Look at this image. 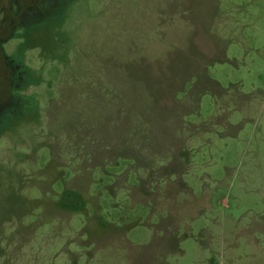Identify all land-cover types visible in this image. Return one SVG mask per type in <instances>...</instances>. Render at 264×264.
<instances>
[{
    "label": "rangeland",
    "instance_id": "obj_1",
    "mask_svg": "<svg viewBox=\"0 0 264 264\" xmlns=\"http://www.w3.org/2000/svg\"><path fill=\"white\" fill-rule=\"evenodd\" d=\"M19 7L0 264H264V0Z\"/></svg>",
    "mask_w": 264,
    "mask_h": 264
},
{
    "label": "flooded vegetation",
    "instance_id": "obj_2",
    "mask_svg": "<svg viewBox=\"0 0 264 264\" xmlns=\"http://www.w3.org/2000/svg\"><path fill=\"white\" fill-rule=\"evenodd\" d=\"M15 13V14H14ZM22 14H25V12H22L20 11V7L18 8V10H15L14 12H4L3 13V17L1 18L2 20L0 21V23H2L3 25H5V22H7L6 24L8 25V27L5 25V30L6 31H9V28L11 27L10 25V22L12 21H18L17 19L21 20L23 19L22 17ZM9 20V21H7ZM12 29V27H11ZM8 69V68H7ZM5 81L7 83H10L11 82V71L10 69H8L7 71V74H5V77H4Z\"/></svg>",
    "mask_w": 264,
    "mask_h": 264
}]
</instances>
